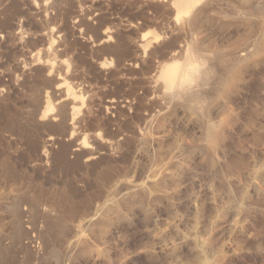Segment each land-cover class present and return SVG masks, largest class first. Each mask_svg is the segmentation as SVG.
I'll return each mask as SVG.
<instances>
[{"label": "rangeland", "instance_id": "1", "mask_svg": "<svg viewBox=\"0 0 264 264\" xmlns=\"http://www.w3.org/2000/svg\"><path fill=\"white\" fill-rule=\"evenodd\" d=\"M241 2L0 0V264H264V0Z\"/></svg>", "mask_w": 264, "mask_h": 264}, {"label": "bare ground", "instance_id": "2", "mask_svg": "<svg viewBox=\"0 0 264 264\" xmlns=\"http://www.w3.org/2000/svg\"><path fill=\"white\" fill-rule=\"evenodd\" d=\"M194 1V0H193ZM208 1V0H207ZM240 1H242L241 3H249V0H240ZM195 3H196V1H195ZM198 3V2H197ZM196 3V4H197ZM240 3V2H239ZM244 4H241V5H244ZM192 5H193V3H192ZM195 5V4H194ZM199 5V4H198ZM205 5V4H204ZM245 6V5H244ZM205 7V6H204ZM192 8H194V6L192 7ZM197 8V7H196ZM201 8V7H200ZM202 9V8H201ZM194 10V9H193ZM203 11V10H202ZM201 11V12H202ZM200 12V10L199 9H195L194 10V12H193V23H194V25H196V24H199V14L201 13ZM201 15H202V13H201ZM202 17V16H201ZM204 18V17H203ZM192 22H191V24H193ZM197 27V26H196ZM196 27H195V29H196ZM197 28H199V27H197ZM171 68V67H170ZM170 68H166L165 69V71H164V76H165V82H166V84H168V85H172V84H174L175 83V79L173 78V76H174V74H173V70H172V68L170 69ZM191 75L193 74V72H191L190 73ZM190 75V76H191ZM194 77V76H193ZM182 87V86H181ZM180 87V88H181ZM184 88H182V90H183ZM177 92H173V93H170L169 94V96H171V97H173V96H177ZM209 136V135H208ZM209 138H211V135L209 136ZM212 143V142H211ZM19 218V217H18ZM22 232V231H21Z\"/></svg>", "mask_w": 264, "mask_h": 264}]
</instances>
